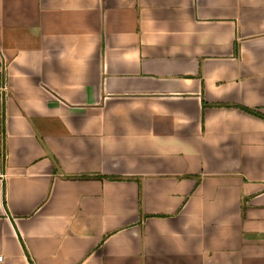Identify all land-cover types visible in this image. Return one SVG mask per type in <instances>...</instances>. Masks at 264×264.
I'll return each mask as SVG.
<instances>
[{
  "label": "crops",
  "instance_id": "obj_1",
  "mask_svg": "<svg viewBox=\"0 0 264 264\" xmlns=\"http://www.w3.org/2000/svg\"><path fill=\"white\" fill-rule=\"evenodd\" d=\"M264 0H0V264H264Z\"/></svg>",
  "mask_w": 264,
  "mask_h": 264
},
{
  "label": "trees",
  "instance_id": "obj_2",
  "mask_svg": "<svg viewBox=\"0 0 264 264\" xmlns=\"http://www.w3.org/2000/svg\"><path fill=\"white\" fill-rule=\"evenodd\" d=\"M238 107L241 108L242 110L246 111V112L258 115V116H260L261 118L264 119V115L259 113V112H257L256 110H253V109H250V108H247V107H244V106H238Z\"/></svg>",
  "mask_w": 264,
  "mask_h": 264
},
{
  "label": "built area",
  "instance_id": "obj_3",
  "mask_svg": "<svg viewBox=\"0 0 264 264\" xmlns=\"http://www.w3.org/2000/svg\"><path fill=\"white\" fill-rule=\"evenodd\" d=\"M26 264H35V262L32 259H29V261Z\"/></svg>",
  "mask_w": 264,
  "mask_h": 264
}]
</instances>
